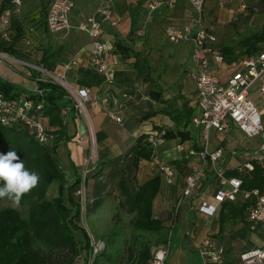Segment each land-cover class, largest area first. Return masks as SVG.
<instances>
[{
	"label": "crops",
	"instance_id": "obj_1",
	"mask_svg": "<svg viewBox=\"0 0 264 264\" xmlns=\"http://www.w3.org/2000/svg\"><path fill=\"white\" fill-rule=\"evenodd\" d=\"M4 1L0 0V12ZM54 1L23 0L18 10L11 9L13 10L11 35L15 34L13 23H17L23 28L25 38L13 56L4 54L8 59L0 62V81L21 89L22 96H29L38 89L37 80L45 78V74H42L40 69L53 74H63L65 64L76 59L77 65L66 74L71 84L76 88H89L96 100H100L107 92L114 98L108 110L97 106L91 111L100 144V156L104 159H113L126 154L141 135L151 134L159 129H168L167 132L174 134L182 131L189 132L190 138L184 143L179 138L165 141V144L179 141L173 154L158 157L156 153L151 162H146L149 164L147 171L143 170L141 177L136 175L139 184H143L154 178L163 165L172 164L176 170L174 184L168 186L163 180L162 189L154 203V213L167 228L159 235L150 236L149 234L152 250L165 246L164 242L168 236L175 235L176 248L173 251L171 247L165 264H204L199 254V246L207 238L212 239L219 248L224 250V259L221 264H240L241 255L264 248L263 233L260 230H250L249 214L254 197L244 188L243 183L245 178H250L253 172L239 171V168L249 163L264 165V151L261 148L260 138H248L234 125L225 134L213 131L210 150H222L223 156L207 168L206 176L197 190L183 198L179 205L186 188V177L190 174L192 166L201 164L199 155L191 158L187 156L192 150L200 153L204 149L200 130L195 129L191 123L187 127L184 123L180 125L175 118L179 113L192 111V119L195 110L198 111L196 86L193 82V100H188L181 90L179 97L177 96L179 104L172 108L171 105L166 104L165 97L162 95L163 91H166L153 77V64L148 55L154 52L158 37L161 34L165 35L163 32L159 34L156 31L159 26L180 27L194 17L190 2L180 0L173 11L164 8L151 16L148 15L142 24L146 28L149 26L148 31H153L148 33L146 30L145 36L140 38L137 36L138 29L142 26V20L138 16L139 8L133 6L134 1H131L132 5L129 7L124 4L125 0L115 1L114 15L119 19V23L105 25L102 34V41L106 48L105 60L116 71L115 83L107 87L93 65L92 43L89 37L77 28L83 21L94 16L107 0H71L75 7L70 15L73 28L68 33H52L47 29V15ZM238 1L242 3L245 0ZM146 3L147 0L139 2L144 7ZM208 4L209 0H205V6ZM245 8L246 6H243L242 11ZM218 42L221 43L219 39ZM4 43L0 37V45ZM119 45L129 52H122ZM208 71L225 83L231 76L233 67L228 63L218 64L212 61ZM262 85L264 80L255 85L251 98L261 112L264 126V94L260 93ZM111 112L121 118V123H117L109 116ZM62 118L66 119L67 129L51 128L49 118L43 112V122L49 131L48 145L59 147L67 142L73 143L80 150L79 166L76 168V173L80 174L84 150H87L89 146L86 128L73 115H70L68 110H62ZM190 126L198 131L199 140L189 130ZM65 131L67 136L64 135ZM79 136L84 139V147L76 143ZM67 137H71V140L66 141ZM218 171L229 179L235 178L242 181V189L234 202L217 203L215 201L222 188L217 176ZM71 178L74 179L71 174L66 177L69 184L72 183ZM112 203L109 201L105 206ZM203 204L216 207L214 216L200 212ZM122 261V264H126L125 258Z\"/></svg>",
	"mask_w": 264,
	"mask_h": 264
},
{
	"label": "trees",
	"instance_id": "obj_2",
	"mask_svg": "<svg viewBox=\"0 0 264 264\" xmlns=\"http://www.w3.org/2000/svg\"><path fill=\"white\" fill-rule=\"evenodd\" d=\"M262 4L264 5V0ZM3 5L2 10L14 8L11 0H5ZM13 30L15 34L12 35V42L0 45V53L13 56L17 47L23 44L25 38L23 28L13 23ZM207 31L210 32L208 29ZM215 47L222 54L224 63L230 65L256 56L264 52V27L260 32L241 39L236 45H222L217 39ZM119 48L122 52H129L121 45ZM39 88L44 91V96L32 93L30 97L36 103L44 104L43 112L49 118V126L67 129L66 119L62 118V110H68L74 118L75 115L72 101L65 90L54 83H40ZM22 94L21 89L0 81V95L5 99L16 100ZM191 115L192 111H188L179 113L175 118L179 121L178 124L184 123L187 127L192 121ZM10 131L15 133L10 134ZM161 131L164 130L159 129L156 132ZM64 135L67 136L66 131ZM22 137H27V140ZM148 137L149 134L141 135L131 149L119 157L104 159L99 156L98 162L88 175L86 217L89 219L95 216L107 202L118 201L116 206L118 213L113 220L117 221L119 215L132 217V233L136 234L128 240L127 246L123 247L124 228L122 246L117 251L119 253L117 258H114L113 253H108L109 245L103 241L106 249L97 255L93 264H122L124 258L126 264H150L153 259L150 236L159 235L167 228L154 213V203L162 189L161 172L143 184H139L136 179L141 163L151 162L159 149L148 143ZM178 138L184 143L189 140L190 134L187 131L176 134L165 132V141ZM70 140L71 137L66 138V141ZM57 148V145L41 146L23 127H5L0 124V154H7L10 150L16 151L24 161L25 167L38 173L40 177L37 186L24 194L19 203L21 207H28L27 219L16 209L0 210V264H75V262L88 264L92 252L91 239L78 225L81 213L73 197L79 190L80 174L75 172L72 183L65 184L63 168L56 157ZM250 175V178L246 177L243 182L244 188L250 192L258 190L264 195V165L255 164ZM55 182L60 183L58 195L49 200L48 192ZM70 199L74 210L67 204ZM119 226L120 223L115 225L109 237L115 235ZM257 230L264 235V229Z\"/></svg>",
	"mask_w": 264,
	"mask_h": 264
},
{
	"label": "built area",
	"instance_id": "obj_3",
	"mask_svg": "<svg viewBox=\"0 0 264 264\" xmlns=\"http://www.w3.org/2000/svg\"><path fill=\"white\" fill-rule=\"evenodd\" d=\"M116 0H107L97 13L83 21L77 28L84 32L92 43L93 65L98 74L103 78L107 87L112 86L116 81V71L108 65L105 60L106 48L102 41L103 28L107 24L116 25L119 19L114 15V3ZM180 0H147L146 9L151 16L161 9L175 10ZM194 10V17L185 25L180 27H167L165 35L167 40L174 45L190 44L193 49V60L197 66V72L191 73L190 77L195 83L198 96V115L192 117L191 124L195 129L200 130L201 139L204 143L202 152L192 150L187 158L199 155L201 164L192 166L190 174L186 177V188L182 199L190 196L197 190L206 176L207 168L215 164L223 156L222 150L211 151V133H227L231 126H236L248 138H260L262 140V151H264V126L261 112L251 98V92L255 85L264 80V52L239 60L232 64L233 72L229 79L223 83L209 73L208 68L212 61L222 64L224 59L220 51L215 47L217 37L209 33L204 26L205 0H188ZM23 0H11L15 9H19ZM75 7L71 0H55L48 12L46 26L52 33L69 32L73 27L70 22V15ZM13 10H2L0 12V37L6 43L12 42L11 24ZM146 34V26L137 32L142 38ZM8 57L0 53L1 60ZM77 65L76 59L65 64V73L53 74L40 69L45 74L44 79H38L37 83H54L62 87L72 101L75 118L86 128V136L89 146L84 150L80 172V186L76 196L82 201V212L85 213L87 199L88 175L98 162V138L91 111L94 107L100 106L108 110L114 102L113 96L107 92L100 100L92 96L89 88H76L67 79V73ZM264 94V85L260 88ZM40 97L44 91L39 87L33 93ZM29 96H22L16 100H8L0 95V124L5 127H23L41 146L49 144L48 128L43 122L42 102L36 103ZM109 116L121 123V118L114 113ZM165 132H153L149 134L148 143L155 148L165 144ZM76 143L84 147V139L79 136ZM240 172L254 171V165L246 164L239 168ZM161 176L164 182L171 186L175 182L176 170L171 165L160 167ZM217 176L221 182V190L215 198L217 203L224 201L234 202L242 189V181L229 179L218 171ZM229 188H226V187ZM254 197V203L249 214L250 230L264 229V195L258 190L250 193ZM200 212L214 216L216 207L203 204ZM92 252L88 258V264H93L97 255L106 249L103 241L97 242L91 238ZM170 254V241L168 245L156 250L150 264H165ZM199 254L204 264H221L224 259V250L210 238L205 239L199 246ZM240 264H264V248L249 251L240 257Z\"/></svg>",
	"mask_w": 264,
	"mask_h": 264
},
{
	"label": "rangeland",
	"instance_id": "obj_4",
	"mask_svg": "<svg viewBox=\"0 0 264 264\" xmlns=\"http://www.w3.org/2000/svg\"><path fill=\"white\" fill-rule=\"evenodd\" d=\"M131 1H134L133 6L139 8L138 16L141 21V27L144 26L143 20H146L148 16V11L143 4H139L140 0H125L126 7L131 6ZM130 2V3H129ZM263 0H245L241 3L238 0H209L208 6H205V18L204 26L208 29L213 35L219 39L222 45L231 44L236 45L241 39L254 35L261 31L264 27V5L262 4ZM128 4V5H127ZM130 4V5H129ZM246 6L245 10L242 11V7ZM190 21V20H189ZM246 24V26L244 25ZM168 27V26H167ZM166 26H159L156 31L160 34L161 32L165 33ZM138 29V30H140ZM149 26L146 28L148 31ZM153 30H149L152 32ZM143 40H145L143 38ZM155 50L152 54L148 55L151 63L153 64V77L155 80H158L159 85L166 92L163 91L166 104L171 105L172 108L179 104L178 97L183 91L184 96L188 100H193L192 86L193 81L190 78L191 73L197 72V66L193 60V49L189 44L174 45L170 43L166 35L161 34L158 37ZM145 48V47H144ZM178 96V97H177ZM164 99V98H163ZM172 112V111H170ZM198 115L197 109L193 116ZM192 116V117H193ZM165 130V129H162ZM189 130L192 131L193 136L199 140L198 131L194 130L192 126L189 127ZM166 132L168 129L165 130ZM10 134H14L15 131H10ZM24 140H27V137H22ZM179 141L166 143L162 148L157 150V156L163 157L168 154H173L174 148L177 147ZM98 148V157L100 156V144H97ZM167 153V154H165ZM80 150L71 142L60 145L56 150V157L58 162L63 168V173L65 178L68 175H75L76 168L79 166ZM137 172V176L141 177L142 171H147L148 165L145 161L142 162ZM168 164V162H166ZM82 165V162H81ZM161 164L159 163V166ZM81 172V167H80ZM74 177V176H73ZM144 177V176H143ZM73 181V178H71ZM145 180V179H144ZM65 184L68 185L67 179ZM60 183L55 182L50 187L48 192V199L52 200L58 195V187ZM75 205L79 206L81 213V218L78 221L79 227L86 231L90 236V239H94L96 242L98 240L105 241L109 245L108 253H113L114 258H117L122 246V237L124 235L125 228V241L123 247L127 246L128 240L133 238L132 235V223L133 219L130 216L119 215V219L114 221L113 218L115 214L118 213L117 205L118 201L107 206H103L98 210L96 215L88 219L86 214L82 212V201L80 197L73 196ZM71 199L67 204L73 208L71 204ZM76 206V207H77ZM13 208L19 210L22 213V216L27 219L29 209L28 207H21L20 205H14L12 202L6 199H0V210ZM117 223H120L118 230L115 235L110 236L111 230L115 227ZM130 229V231H129ZM143 233V231H141ZM145 234V233H144ZM170 240V251L171 247L174 251L176 248V238L175 235L171 234L166 240L165 246L168 245ZM156 250H152L154 254ZM77 262H75L76 264Z\"/></svg>",
	"mask_w": 264,
	"mask_h": 264
},
{
	"label": "clouds",
	"instance_id": "obj_5",
	"mask_svg": "<svg viewBox=\"0 0 264 264\" xmlns=\"http://www.w3.org/2000/svg\"><path fill=\"white\" fill-rule=\"evenodd\" d=\"M39 179L38 173L25 167L16 151L0 154V199L7 198L19 205L23 195L37 186Z\"/></svg>",
	"mask_w": 264,
	"mask_h": 264
}]
</instances>
